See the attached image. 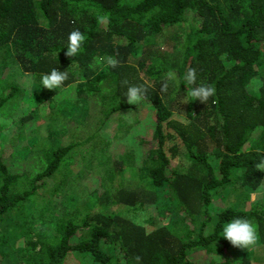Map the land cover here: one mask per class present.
Instances as JSON below:
<instances>
[{"label": "trees", "instance_id": "trees-1", "mask_svg": "<svg viewBox=\"0 0 264 264\" xmlns=\"http://www.w3.org/2000/svg\"><path fill=\"white\" fill-rule=\"evenodd\" d=\"M73 29L87 39L68 57ZM108 56L120 66L105 60L90 67ZM54 67L68 69L64 86L75 88V110L83 108L88 122L117 125V117L127 125L120 115L136 105L127 103L123 82L148 88L144 101L156 114L152 138L119 137L118 152L127 145L133 150L114 160L132 155L141 185L116 187L112 195L107 189L99 202L118 212L81 219L78 206L65 205L73 198L62 183L49 182L77 143L46 133L57 146L44 154L38 172L21 158L17 172L1 153L0 264H71L74 257L75 264H137L136 255L140 264H255L264 252V196L250 201L264 181V171L255 168L264 159V0H0V110L20 99L16 69L20 79L33 74V85ZM188 68L196 69L197 85L215 88L206 104L187 97ZM170 71L176 78L161 93ZM38 104L20 124L36 116ZM30 141L18 151L22 158ZM94 141L93 152L105 146ZM147 204L154 211L142 222L120 214L122 206ZM237 216L256 226L258 243L248 250L223 238L224 225Z\"/></svg>", "mask_w": 264, "mask_h": 264}, {"label": "rangeland", "instance_id": "rangeland-1", "mask_svg": "<svg viewBox=\"0 0 264 264\" xmlns=\"http://www.w3.org/2000/svg\"><path fill=\"white\" fill-rule=\"evenodd\" d=\"M9 66L16 67L14 65ZM6 71L2 74L3 77H5ZM16 72L15 79L20 80L16 95H19L20 99H17V103L6 104L0 110V123H4L3 119L8 120L6 127L0 128V154L4 153L3 158L6 163L11 168L16 169L17 172H20L16 168L18 167L16 166L18 165L16 160L18 158L23 159V161L31 160L33 162V172H38L41 170L42 165L46 164L44 154L47 153V150H51L53 146H57L50 142L46 136V133L53 132L58 142L62 141L63 144L77 143L61 163L57 175L49 181L50 184L61 182L63 191L73 198L72 201L65 204L68 209L78 206V209L81 210V219L85 214L99 210L118 212L119 207L105 206L99 202V197L107 189L110 191L109 194L112 195L116 187H138L141 185V181L138 165H131L129 162V157L132 155L124 158L119 164L114 163L117 154H122L127 149L130 152L133 150V147L127 145L123 152H118L117 149L121 146H119L117 140L119 137L129 136L133 133L142 134L145 138L151 139L155 128V107L143 100L139 106L136 105L131 109V112H122L120 117L126 123L131 124L130 127H134L133 129H129L128 124L120 126L117 117L112 118V121H116L117 125L113 122L110 124L109 121L111 120L104 123H95L96 120L88 122L83 108L75 110L77 105L75 88L63 86L61 90L55 89L50 96H47L48 91L39 86L41 84L40 76L31 85L30 82L34 81L33 74L30 73L32 77L27 74L22 76L29 81L26 82L23 78H19L18 73L20 71L18 69H16ZM38 101H41L40 104H38ZM80 103L82 102L80 101ZM36 104L39 105L35 113L36 116L34 115L27 122L20 124L19 120L30 113V106L35 107ZM93 117L95 116L93 115L91 118ZM134 124L138 126L135 127ZM183 125L185 124H182L180 128ZM19 131L23 137H17ZM91 135H93V138H89ZM98 139L105 143V146H98V150L93 152L90 150L92 148L91 143ZM26 141H30L29 149L26 156L22 158L18 151L22 149ZM123 143L127 142L123 141ZM11 153H14L13 157L10 156ZM120 157L121 155L116 160ZM253 194H255V198H253ZM253 194L250 201H258L264 196V187H259ZM120 210L123 217L142 222L150 214H153L154 207L147 204L144 208L134 210L122 206ZM197 258L200 260L199 257ZM0 259H2L1 255ZM70 261L71 264H75V257ZM254 262L255 264H264L263 251L258 252ZM3 264L6 263L3 262Z\"/></svg>", "mask_w": 264, "mask_h": 264}, {"label": "clouds", "instance_id": "clouds-1", "mask_svg": "<svg viewBox=\"0 0 264 264\" xmlns=\"http://www.w3.org/2000/svg\"><path fill=\"white\" fill-rule=\"evenodd\" d=\"M106 22L104 16L97 18V23L103 25ZM86 36L79 30L73 29L68 35V44L66 46L67 51L65 55L68 57H75L78 55L82 46L86 41ZM107 62L108 66L111 68H116L120 66V61L115 57H96L94 58V63L90 67H95L101 64L103 61ZM69 78L68 69L65 71H60L56 67L52 68L50 72L41 75V83L43 88L49 90L62 89L65 82ZM176 78L175 72H168L166 74L165 81L161 84L160 92L166 93L168 91V80H173ZM197 72L194 68H188L184 74V83L186 85H192L191 88L188 87L187 97L190 96L199 100L201 103L206 104L210 97H213L216 93L214 87L208 84L201 83L196 84ZM127 86V91L125 92V97L127 103L130 105L139 106L141 102L145 99L148 88L141 85H129L127 81L123 82ZM253 83H258L255 79ZM186 97V98H187ZM255 168L260 171H264V159L259 163L255 164ZM259 187H264V181H261ZM255 198V194H253ZM223 238L227 239L233 247L240 249H249L254 247L258 243V235L256 226L247 217H233L230 222L226 223L223 227ZM137 264H140L141 257L136 255L134 258Z\"/></svg>", "mask_w": 264, "mask_h": 264}]
</instances>
